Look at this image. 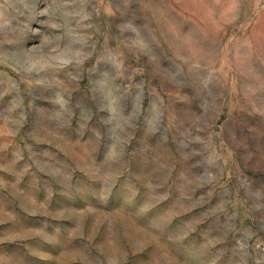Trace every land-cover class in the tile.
<instances>
[{
	"label": "rangeland",
	"instance_id": "374dc122",
	"mask_svg": "<svg viewBox=\"0 0 264 264\" xmlns=\"http://www.w3.org/2000/svg\"><path fill=\"white\" fill-rule=\"evenodd\" d=\"M0 264H264V0H0Z\"/></svg>",
	"mask_w": 264,
	"mask_h": 264
}]
</instances>
